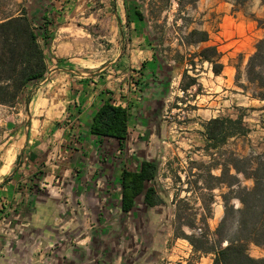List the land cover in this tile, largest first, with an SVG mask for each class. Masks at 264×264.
Listing matches in <instances>:
<instances>
[{
    "label": "rangeland",
    "instance_id": "1",
    "mask_svg": "<svg viewBox=\"0 0 264 264\" xmlns=\"http://www.w3.org/2000/svg\"><path fill=\"white\" fill-rule=\"evenodd\" d=\"M2 1L1 11L17 14L24 8L29 17L37 18L33 23L43 27L38 39L46 64L58 61L47 64L46 74L29 87L32 94L26 107L22 101L15 107L0 105V222L19 226L28 221L32 208L48 202L63 207L65 221H70L74 207L86 206L79 197L69 195L71 179L80 180L83 167L92 166L89 160L95 154L99 161L110 162L105 167L109 181L98 180L94 196L88 199L90 227L61 228V240L49 242L44 248L47 254L63 255L64 264H74L77 255L88 264H175L188 259L210 264V256L197 258L188 242L176 237L175 214L181 213L185 220L195 213L200 226L202 208L211 203L207 224L213 230L222 216L219 195L224 189L202 188L206 165L215 163L208 154L218 158L220 152L246 156L264 151V101L252 97L255 91L244 73L256 42L264 37V28L254 20H264L261 0H248L242 6H235L234 0ZM136 8L143 13V21L135 16ZM36 9L40 12L34 13ZM252 27L263 30L254 40L245 37ZM191 30L206 31L207 41L183 45ZM205 46H214L219 53L218 75L195 55ZM143 48L153 50L152 61L138 53ZM47 50H57L60 57ZM158 68L164 74L155 81ZM63 76L73 82L97 77L123 85L124 96L134 93L133 100L123 103L129 135L120 149L105 152L98 137L91 140L93 153L83 149L90 142L89 134L77 129L80 111L73 92L58 80ZM190 78L196 83L182 89ZM156 84L159 90L153 93ZM73 85L71 90H76L77 84ZM153 94L157 99L152 104L148 101ZM215 96L223 101L218 114L207 107ZM212 115L241 117L250 131L244 138L229 139L218 151L205 153L199 135ZM141 159L157 164L150 184L162 203L148 208L139 196L133 209L124 213L119 207L120 172L137 169ZM90 170L87 185L104 175L103 167ZM210 173L217 176L219 169L211 168ZM251 184L241 178L242 186ZM79 213L86 218V213ZM32 219L50 221L48 212L38 209ZM182 231L190 233L185 226ZM15 245L12 237H0V264L26 263L18 256L11 259ZM248 254L263 258L264 248L249 245Z\"/></svg>",
    "mask_w": 264,
    "mask_h": 264
},
{
    "label": "trees",
    "instance_id": "2",
    "mask_svg": "<svg viewBox=\"0 0 264 264\" xmlns=\"http://www.w3.org/2000/svg\"><path fill=\"white\" fill-rule=\"evenodd\" d=\"M196 1V0H192ZM248 0H234V5L242 6ZM4 2H0V6ZM264 5V0H261ZM6 6H8L6 4ZM138 20L143 21V13L134 10ZM257 25L264 28V20L254 19ZM37 18L29 17L24 8L17 14L0 10V105L15 107L20 101L25 107L31 99L30 86L41 79L47 72V64L38 32L43 30L37 24ZM34 22V23H33ZM208 39L206 31L191 30L185 37L183 45H196ZM253 54L245 65V79L254 89L252 97L264 101V37L254 46ZM200 61L207 62L215 75L220 74L222 65L219 53L214 46L200 48L196 54ZM190 78L182 89L194 85ZM249 129L241 117L235 119L228 116L210 118L202 124L200 135L204 146L202 150H220L231 138H244ZM89 133L94 136L109 137L117 140L119 149L128 134V110L110 102L102 101L94 112L89 124ZM28 136V134H26ZM214 164L206 165L205 187L208 191L224 189L219 197L222 205V216L213 230H210L207 219L211 218V203L203 206L196 223V214L192 218L183 219L176 213L179 222L176 237L186 240L191 253L197 258L210 256V264H264L263 258H254L248 254L249 245L264 248V151H251L246 156L220 152L218 158H212ZM212 163V162H211ZM211 168L219 169L217 176L210 173ZM233 171V173H231ZM157 173L154 161L141 159L137 170L123 168L120 172L119 207L124 213L130 212L141 196L142 203L153 208L162 203L153 184ZM241 178L252 182L250 187L241 185ZM6 181V178L2 183ZM187 183L195 184V181ZM209 192V201L213 194ZM185 226L190 231H182ZM175 264H195L192 259Z\"/></svg>",
    "mask_w": 264,
    "mask_h": 264
},
{
    "label": "crops",
    "instance_id": "3",
    "mask_svg": "<svg viewBox=\"0 0 264 264\" xmlns=\"http://www.w3.org/2000/svg\"><path fill=\"white\" fill-rule=\"evenodd\" d=\"M40 12V10L36 9L34 13ZM238 24V23H237ZM263 33L262 29H256L252 27L251 30H248V32L245 34L246 38H251L254 40V37L257 35H260ZM253 49V48H252ZM47 53L54 54L56 58L60 57L57 56V50H51V52ZM139 54L143 55V60H153V50L150 48H143L142 50L138 51ZM58 60H52L51 62L54 64ZM50 61H47V64H51ZM54 67V66H53ZM154 80H160L162 78V75L164 74L163 71H161L160 68H158L155 72ZM66 76H63L62 78H59L58 80H61L62 85H68V89L70 92H73L75 102L77 103V109H79L80 112L77 114V119L79 125H77L78 130H82L85 132V134H89L88 139L90 142H87L88 146L84 144L83 149L87 151V153L92 152L91 146V140L98 137L100 141V148L104 149L106 151H111L112 149H115L116 147H119V144L117 140L109 137H101V136H94L89 133V124L91 121V117L94 114V112L97 110V108L100 106L103 100L109 98L110 102L113 104L120 105L122 107H125V104H123L125 101L133 100V94L130 92L128 95L124 96L125 90L123 89V85L115 84L113 81L109 82H103V79H100L99 81L96 79L97 77L89 78L88 80H84L81 82H73L72 78H65ZM78 79L82 77H77ZM179 79V77H177ZM73 83L77 84L76 90H71V87H75ZM161 83V81H159ZM156 87V88H155ZM108 89V91H107ZM68 90V91H69ZM156 90H159L158 84H156L153 87L152 92L158 93ZM64 91V90H63ZM156 91V92H155ZM154 96V94L152 95ZM208 98V97H206ZM157 99V97H151L150 103L153 104V102ZM223 105V101L221 96H215L209 103H207V107H212L213 114L219 113L220 111H223L221 106ZM2 107V106H0ZM152 109V106L150 107ZM214 109V110H213ZM214 117V115H212ZM128 123H129V116H128ZM25 132L24 134H26ZM129 135V129L128 134ZM199 140L203 142V139L201 135H199ZM99 159V158H98ZM96 157V155L91 156L90 163L92 166L88 165L87 167H83V171L79 177V181L75 180V178L71 179L72 185L70 186V193L71 196H77L79 197L78 200L81 202H86V206L83 208H73L72 209V217L70 221H65L64 218V208L57 205L53 206L51 202L45 203L40 205L39 208H32V212L30 214V217L28 218V221L25 223H19L18 225H12L11 223H4L0 222V237L7 240L12 237L15 245L14 251L12 252V255L10 256L11 259L16 260V256L21 257V260L26 262L25 264H64V257L63 255H54V254H47L44 251V248L49 247V242L53 243L54 241L57 242L58 240H61V237L63 235V231H61V228H64L66 225L71 226L72 229L85 228L90 227V215L91 213V206L87 204L88 199L90 197L94 196V190L97 186L96 183L101 180L104 182L109 181V176L107 174V171L105 169L106 166L109 165L110 162H105L103 160L99 161ZM82 161V159H81ZM101 164H98L100 163ZM98 164V165H97ZM103 167L104 175L98 176V178H93V183L90 185H87L88 183H85L84 181L91 182V179H89V173L90 170L92 173L96 170V167ZM138 169V168H137ZM133 169V170H137ZM95 177V176H94ZM57 179H62L61 177H58ZM99 180V181H98ZM120 187V185H118ZM121 191V188H119ZM120 200V199H119ZM35 209L41 210L42 212H48L49 216V223L44 224L42 221H36L32 219L33 213L35 212ZM83 209L84 211H82ZM86 213V218H81L80 213ZM52 219V220H51ZM11 225V226H9ZM79 232V231H78ZM78 232H76V236L78 237ZM10 237V238H9ZM86 239V237H85ZM86 241V240H84ZM80 240L78 239V243ZM38 246L36 247V245ZM45 246V247H42ZM30 248V249H28ZM31 248L34 249V252H31ZM37 249V250H36ZM1 258V257H0ZM84 259L81 258L79 255H77V258H75L74 264H88V262L83 261ZM54 262V263H53Z\"/></svg>",
    "mask_w": 264,
    "mask_h": 264
},
{
    "label": "bare ground",
    "instance_id": "4",
    "mask_svg": "<svg viewBox=\"0 0 264 264\" xmlns=\"http://www.w3.org/2000/svg\"><path fill=\"white\" fill-rule=\"evenodd\" d=\"M10 158V157H9ZM11 159V158H10ZM8 161V160H7ZM7 164V163H6ZM4 165V164H3ZM7 172V171H6ZM1 173V172H0Z\"/></svg>",
    "mask_w": 264,
    "mask_h": 264
}]
</instances>
